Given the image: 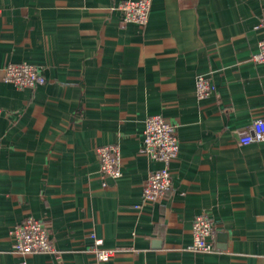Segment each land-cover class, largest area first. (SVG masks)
Here are the masks:
<instances>
[{
  "label": "crops",
  "instance_id": "1",
  "mask_svg": "<svg viewBox=\"0 0 264 264\" xmlns=\"http://www.w3.org/2000/svg\"><path fill=\"white\" fill-rule=\"evenodd\" d=\"M127 0H0V264H264V0H153L145 27ZM8 63L46 82L18 89ZM214 90L199 99L196 82ZM177 121L173 188L155 203L143 184L161 168L142 152L146 121ZM117 145L122 177L105 179L98 146ZM106 184V186H105ZM215 224L196 252L193 224ZM47 224L57 254L13 251L12 227ZM115 251L99 263L95 240Z\"/></svg>",
  "mask_w": 264,
  "mask_h": 264
},
{
  "label": "built area",
  "instance_id": "2",
  "mask_svg": "<svg viewBox=\"0 0 264 264\" xmlns=\"http://www.w3.org/2000/svg\"><path fill=\"white\" fill-rule=\"evenodd\" d=\"M152 2L153 0H127L118 4L116 9L122 13L124 23L145 27L149 22ZM252 59L256 63H264V39ZM1 72L2 80L18 89H34L46 82L44 72L27 63H8ZM213 90L212 80L208 76L198 77L196 91L199 99L208 98ZM179 127V122L168 120L162 115L151 116L146 121L142 152L161 165L160 169L150 173L143 184V199L146 202L155 203L165 198L173 188L171 165L178 160L180 154ZM261 141H264V119L259 118L253 122L251 133L242 137L240 143L246 145ZM95 152L101 164L103 178L116 180L122 177L123 159L119 146H98ZM215 228L214 221L208 215L197 216L192 228L194 244L189 249L196 252L214 251ZM10 237L13 240L14 253L22 257L38 253L57 254L47 224L34 217L28 216L12 227ZM103 243L102 239L95 240L94 251L99 263H107L115 256V251L103 248Z\"/></svg>",
  "mask_w": 264,
  "mask_h": 264
}]
</instances>
